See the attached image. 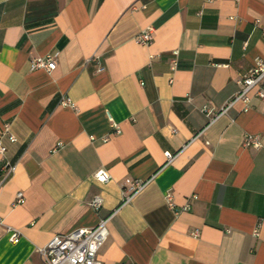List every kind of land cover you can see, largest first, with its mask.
<instances>
[{
	"label": "crops",
	"instance_id": "obj_1",
	"mask_svg": "<svg viewBox=\"0 0 264 264\" xmlns=\"http://www.w3.org/2000/svg\"><path fill=\"white\" fill-rule=\"evenodd\" d=\"M262 28L264 0H0V264H44L37 247L116 208L102 264H264V97L202 110L264 58ZM128 178L150 181L118 207Z\"/></svg>",
	"mask_w": 264,
	"mask_h": 264
},
{
	"label": "built area",
	"instance_id": "obj_2",
	"mask_svg": "<svg viewBox=\"0 0 264 264\" xmlns=\"http://www.w3.org/2000/svg\"><path fill=\"white\" fill-rule=\"evenodd\" d=\"M256 24L259 23L257 19ZM262 37H264V28H262ZM153 40V28L149 27L141 31L137 37L136 42L139 45H149ZM177 55V51H174ZM56 57L57 53L48 54L44 57H36L30 60L29 65L31 70L45 69L51 71L56 67ZM175 64V59L173 60ZM241 86L240 90L233 95L225 105L216 109L205 105L203 107V112L209 117V124L216 121L220 116L227 113V111L234 106L236 103H242L245 108H248L251 101L250 91L257 87L256 95L259 97H264V58L256 57L254 59V64L250 69L248 75L243 77L238 81ZM63 105L71 104L69 99L62 100ZM109 121L111 123L112 129L116 132H120V128L117 123H115L110 115H108ZM202 134V131L194 136L198 138ZM14 140L13 137H10ZM62 143H57L54 147V151ZM244 145L248 147L259 148L261 142L257 135L248 134L245 136ZM7 148L0 140V156L5 157ZM165 158L166 162H170L174 155L166 152ZM4 168L8 174H11L15 170L14 165H9L5 163ZM94 179L99 183H106L110 179V174L105 169L97 170L94 175ZM150 181L139 179H126L122 185V199L118 207L126 205L131 202L133 197L140 192ZM166 201L171 208H174V203L172 201V195L170 192L166 194ZM16 204H21L24 202V195L22 191H19L16 195ZM103 199L101 195L95 196L90 202L91 207L94 210H98L102 207ZM189 209L188 205L182 207V210ZM118 210L116 208L111 214L105 218H101L99 222L93 227L78 228L70 231L69 233L63 235H56L52 237L44 246L37 247V252L42 258L44 264H102L98 258V251L103 245L108 236V223L111 217ZM2 221L0 220V223ZM7 230L10 233V241L17 243L20 238V233L17 229L8 227ZM257 234V231H255ZM197 235V231L194 232Z\"/></svg>",
	"mask_w": 264,
	"mask_h": 264
}]
</instances>
